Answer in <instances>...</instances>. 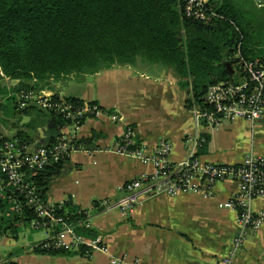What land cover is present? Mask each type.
<instances>
[{
    "label": "crops",
    "instance_id": "obj_1",
    "mask_svg": "<svg viewBox=\"0 0 264 264\" xmlns=\"http://www.w3.org/2000/svg\"><path fill=\"white\" fill-rule=\"evenodd\" d=\"M147 66L152 74L145 71ZM178 80L171 67L143 59L94 74L49 79L45 87L48 93L95 101L104 114L84 119L77 138H88L94 131L100 135L93 146L71 153L62 171L51 180L46 199L68 204L73 210L90 211L91 233L100 234L108 248L107 252L70 255L41 253L29 246L44 240L46 231L32 232L22 239L19 233L14 238L1 232L0 261L6 260L3 264H111L112 257H125L126 264L136 260L145 264L219 263L239 231L237 212L218 207L219 202L237 192L235 180L218 182L210 198L199 193L148 197L127 219L117 209L106 210L98 205L103 200H117L121 184L153 171L151 165L113 150L129 125L149 148L162 139L170 141L175 162L188 157L196 135L207 139L196 150L202 161L238 164L247 154H264V115L254 122L241 118L214 127L188 107V92L179 87ZM14 122L9 127L0 122V133L15 135L31 122L36 124L35 130H27L32 141L45 139L49 120L36 106L30 107L18 126ZM65 127L67 124L60 131ZM254 207L264 210V198L257 199ZM232 264H264V224L257 232L249 233Z\"/></svg>",
    "mask_w": 264,
    "mask_h": 264
},
{
    "label": "trees",
    "instance_id": "obj_2",
    "mask_svg": "<svg viewBox=\"0 0 264 264\" xmlns=\"http://www.w3.org/2000/svg\"><path fill=\"white\" fill-rule=\"evenodd\" d=\"M209 4L216 15L203 22L185 15V0H0V81L8 77L19 80L18 87L42 90L50 78L94 74L143 59L167 65L177 73L179 87L188 92L189 108L210 109L204 99L210 85L246 79L236 68L241 60L258 61L264 67V8L254 0H210ZM226 63L235 69L233 75ZM3 93H8L7 88L0 85V95ZM66 98L76 105L83 101ZM29 109L14 107L7 112L14 115L18 126ZM40 110L53 124L47 126L46 137L39 143L48 145L69 120ZM35 126L25 123L15 135L32 140L27 130H35ZM99 135L94 131L88 138L77 139L76 146L91 147ZM67 160L32 176L43 197ZM0 206L7 211L8 205L0 202ZM68 207L66 204L64 210L69 214L77 211ZM28 216L0 214V233L17 238L21 226L29 224L32 215Z\"/></svg>",
    "mask_w": 264,
    "mask_h": 264
},
{
    "label": "built area",
    "instance_id": "obj_3",
    "mask_svg": "<svg viewBox=\"0 0 264 264\" xmlns=\"http://www.w3.org/2000/svg\"><path fill=\"white\" fill-rule=\"evenodd\" d=\"M209 1L185 0V15L203 22L211 21L216 14L210 8ZM254 2L259 8H264V0ZM237 67L242 68L240 71L245 73L246 79L238 83L230 81L210 85L204 99L211 108L193 107L199 119L218 127L224 121L233 122L243 118L254 122L264 115V67L258 61L243 60ZM6 79L16 86L20 82ZM9 97L14 98L19 110L36 106L63 115L69 123L48 145L0 133V202L8 205L6 212L0 206V214L22 217L31 214L27 226L32 230L47 232L44 240L29 246L32 251L107 252V244L100 234L89 235L82 231L93 230L90 211L79 209L69 214L64 210V203H53L43 197L32 177L78 150L77 131L82 120L89 116H101L104 114L103 108L87 101L76 105L66 97L48 93L45 89L19 87L0 95V109L2 102ZM137 137L135 128L127 126L113 150L151 165L153 171L143 172L121 184V196L117 200H103L98 205L106 210L117 209L127 219L148 197L199 193L210 198L218 182L235 180L237 192L218 204L219 208L237 212L239 231L232 239L228 253L218 263L232 264L249 233L257 232L264 224V210L257 211L254 207L257 199L264 198V154H247L238 164L202 161L196 156V150L207 139L204 135H196L188 157L175 162L171 159L173 145L167 139L149 148L146 143L138 142ZM5 262L0 261V264ZM126 263L125 257L111 259V264ZM132 264L145 263L136 260Z\"/></svg>",
    "mask_w": 264,
    "mask_h": 264
},
{
    "label": "rangeland",
    "instance_id": "obj_4",
    "mask_svg": "<svg viewBox=\"0 0 264 264\" xmlns=\"http://www.w3.org/2000/svg\"><path fill=\"white\" fill-rule=\"evenodd\" d=\"M150 63V62H148ZM145 71L149 74H152V69L150 68V66H147V68L145 69ZM13 82H9L7 79L6 80H2L0 81V85L3 88H7V91H13L16 90V87L19 88L18 86L12 84ZM5 94V93H3ZM15 106V100L13 97H9L6 98L2 104H1V109H0V122H2L4 125L6 124V126H10L11 123L13 122V120L15 119L10 113L7 112V110L9 111H13ZM20 116V115H19ZM24 115H21V117ZM16 120V119H15ZM20 127V126H19ZM37 230H32L30 229L29 226H21V229L19 231V239H22L24 235H27L29 233H34Z\"/></svg>",
    "mask_w": 264,
    "mask_h": 264
},
{
    "label": "water",
    "instance_id": "obj_5",
    "mask_svg": "<svg viewBox=\"0 0 264 264\" xmlns=\"http://www.w3.org/2000/svg\"><path fill=\"white\" fill-rule=\"evenodd\" d=\"M226 65H227V67H228V69H229V73H230V75H233V73H234V68L231 67L229 63H226ZM237 68H239L240 70L242 69L241 67H237ZM48 126L51 128V127H53V124H52L51 122H49V125H48Z\"/></svg>",
    "mask_w": 264,
    "mask_h": 264
}]
</instances>
